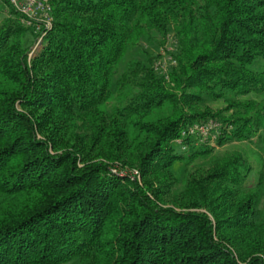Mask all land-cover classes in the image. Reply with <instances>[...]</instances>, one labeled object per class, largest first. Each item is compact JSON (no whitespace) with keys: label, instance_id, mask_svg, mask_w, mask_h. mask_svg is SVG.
Instances as JSON below:
<instances>
[{"label":"trees","instance_id":"1","mask_svg":"<svg viewBox=\"0 0 264 264\" xmlns=\"http://www.w3.org/2000/svg\"><path fill=\"white\" fill-rule=\"evenodd\" d=\"M49 1L37 32L7 0L0 21V264H264V0ZM169 30L167 77L135 59L112 85ZM209 119L261 145L256 173L177 141Z\"/></svg>","mask_w":264,"mask_h":264},{"label":"rangeland","instance_id":"2","mask_svg":"<svg viewBox=\"0 0 264 264\" xmlns=\"http://www.w3.org/2000/svg\"><path fill=\"white\" fill-rule=\"evenodd\" d=\"M4 1L0 0V21L8 13V10L5 6L6 3ZM22 22L24 25L32 27V24L26 23L25 19H22ZM174 38L175 37L172 34V31L169 30L165 37H160L158 34L152 33L150 37H146V36L142 37L138 45H136L134 42H131L124 55L118 61L117 72L112 76V85H114L117 75L126 68V65L129 62L135 59L146 60V58H150L153 65H155L156 62H161L166 65L167 70L173 68L176 65V62L171 63L170 60H168L167 56L168 54L171 53L172 49H174L175 47L176 41L174 40ZM35 47H37V44L33 42L31 48L35 49ZM30 56H31V52L28 53V59H27L28 61L30 59ZM203 104H207L214 109L224 105V103L220 99L210 100L209 97H207L206 95L203 98ZM207 143L208 144L206 146L212 147L210 155H216V154H222L224 152L240 150L243 153V155L247 158V160L250 162L254 173H256L259 170V167H261V164L263 162V149L261 148V145L253 143L251 139L232 140V141H224L222 143H218L216 138H213L209 140ZM203 144L206 143H198L195 146L197 147L205 146ZM174 146L178 151L180 150L178 144L174 143ZM206 162H207V157L204 158L200 157L189 163L187 165V169H191L198 164H204ZM178 167L183 168L181 162H176L174 164V169H177ZM122 171L125 172L127 171L130 174L135 175L138 181H140V176L137 173L138 171L136 169L126 168L125 170ZM256 176L252 178V182L255 181ZM263 181H264V174L260 183H263Z\"/></svg>","mask_w":264,"mask_h":264},{"label":"built area","instance_id":"3","mask_svg":"<svg viewBox=\"0 0 264 264\" xmlns=\"http://www.w3.org/2000/svg\"><path fill=\"white\" fill-rule=\"evenodd\" d=\"M8 2L19 11L24 17L26 23L32 24L35 31L39 30L40 25H50L52 21L51 10L52 6L49 0H8ZM168 60L175 63L176 59L168 54ZM154 69L164 74L167 77L166 65L161 62H156ZM218 123L209 119L204 122H194L187 125L181 131V137L177 139L181 143L182 137L191 136L196 139L195 143H207L216 135ZM185 148V144H182Z\"/></svg>","mask_w":264,"mask_h":264}]
</instances>
